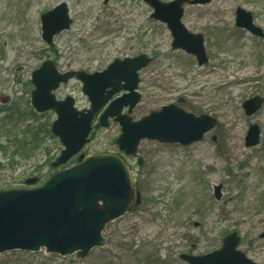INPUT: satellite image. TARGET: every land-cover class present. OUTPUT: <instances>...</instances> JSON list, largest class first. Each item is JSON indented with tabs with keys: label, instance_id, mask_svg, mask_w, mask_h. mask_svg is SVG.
<instances>
[{
	"label": "rangeland",
	"instance_id": "obj_1",
	"mask_svg": "<svg viewBox=\"0 0 264 264\" xmlns=\"http://www.w3.org/2000/svg\"><path fill=\"white\" fill-rule=\"evenodd\" d=\"M62 2L72 25L47 44L41 15ZM239 7L251 11L264 29V0L185 6L183 22L205 38L209 61L199 65L193 54L173 48L167 24L151 16L144 0H0V121L17 125L0 134V191L33 189L53 172L77 164L79 155L110 152L126 161L139 195L137 204L107 225L105 245L84 258L45 248L10 250L0 254V264H190L183 254L219 250L231 233L239 235L240 250L264 264V104L251 116L243 108L246 100L264 97V40L236 26ZM142 53L152 61L140 71L142 99L130 113L133 120L173 103L210 115L217 125L188 145L142 139L138 153L128 155L116 142L118 122L110 118L108 126H97L104 106L80 153L52 168L63 145L51 132L56 113L34 112L33 72L51 59L62 72L92 73ZM55 93L58 99L73 96L78 108L90 106L76 78ZM252 124L260 126L261 139L248 147ZM134 213L147 220H129Z\"/></svg>",
	"mask_w": 264,
	"mask_h": 264
},
{
	"label": "water",
	"instance_id": "obj_2",
	"mask_svg": "<svg viewBox=\"0 0 264 264\" xmlns=\"http://www.w3.org/2000/svg\"><path fill=\"white\" fill-rule=\"evenodd\" d=\"M145 1L155 9L154 18L168 24L174 37V48L194 54L199 65L208 62L203 35L190 32L182 17L185 3L204 4L211 0ZM41 21L42 37L51 44L55 35L71 26L67 3H60L44 13ZM236 24L264 35L253 24L251 12L243 8L237 9ZM150 61L146 54H140L133 58H117L103 71L61 73L48 59L33 72L32 104L40 113L48 110L57 113L52 132L60 138L64 149L54 166L66 163L81 151L89 141L96 113L122 90L126 92L111 101L100 123L107 126L109 118L115 117L122 129L117 143L126 154H136L144 138L191 144L201 140L217 125L214 117L207 114L197 116L175 104L152 111L137 121L123 113L127 106L131 113L141 100L137 91L139 71ZM73 77L83 82V92L90 100V108H76L71 96L64 100L56 98L53 91ZM263 102L264 99L257 96L243 106L251 115L261 108ZM260 136V127L251 125L246 145L259 144ZM139 162L142 163L141 158ZM135 201L138 203L139 197L124 159L110 152L91 155L73 167L58 171L40 187L0 192V254L14 249L38 251L46 247L47 252L61 255L78 252L80 257H86L93 248L105 245L102 233L106 225L129 211ZM239 240L237 233H232L224 239L221 249L202 256L183 254L182 258L190 264H257L238 249Z\"/></svg>",
	"mask_w": 264,
	"mask_h": 264
},
{
	"label": "trees",
	"instance_id": "obj_3",
	"mask_svg": "<svg viewBox=\"0 0 264 264\" xmlns=\"http://www.w3.org/2000/svg\"><path fill=\"white\" fill-rule=\"evenodd\" d=\"M13 109H14V108H13ZM13 109H12V110H13ZM16 126H17V125L14 124V123H11V125H10L9 123L5 122L4 120H1V121H0V134L5 135V133H6L5 131H6V130H11V131H12V128H15ZM11 131H9L8 134H12ZM23 142L26 143V144H28L27 140H24V141H22V142H21L20 140H18V144H19V143L22 144ZM51 166H52V168H53V162L51 163ZM53 173H54V172H53ZM53 173H52V174H53ZM50 176H51V174H50ZM50 176H49V177H50ZM49 177H48V178H49Z\"/></svg>",
	"mask_w": 264,
	"mask_h": 264
},
{
	"label": "bare ground",
	"instance_id": "obj_4",
	"mask_svg": "<svg viewBox=\"0 0 264 264\" xmlns=\"http://www.w3.org/2000/svg\"><path fill=\"white\" fill-rule=\"evenodd\" d=\"M140 219H145L147 220V218L140 216L139 213H134L132 214V218H130L129 220H134L135 222H138Z\"/></svg>",
	"mask_w": 264,
	"mask_h": 264
},
{
	"label": "flooded vegetation",
	"instance_id": "obj_5",
	"mask_svg": "<svg viewBox=\"0 0 264 264\" xmlns=\"http://www.w3.org/2000/svg\"><path fill=\"white\" fill-rule=\"evenodd\" d=\"M253 18H254V23L255 24H257L256 22H255V17H254V15H253ZM258 27H260V29L263 31V33H264V29L260 26V25H257ZM248 31V30H247ZM249 33H251L253 36H255V37H258V38H261V39H263L264 40V36H259V35H255V34H253L251 31H248Z\"/></svg>",
	"mask_w": 264,
	"mask_h": 264
}]
</instances>
